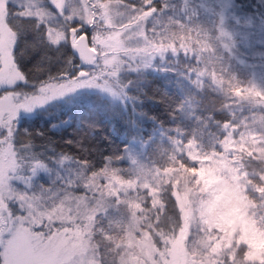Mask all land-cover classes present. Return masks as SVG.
Listing matches in <instances>:
<instances>
[{"label": "rangeland", "instance_id": "obj_1", "mask_svg": "<svg viewBox=\"0 0 264 264\" xmlns=\"http://www.w3.org/2000/svg\"><path fill=\"white\" fill-rule=\"evenodd\" d=\"M190 1L0 0V264H98L89 232L98 213L124 225L118 264L264 263V172L248 170L239 157L251 142L264 159V67L252 65L264 47L255 41L258 31H245L235 20L234 0H194L206 14L220 16L217 37L225 49L252 66L245 93L227 96L233 119L211 117L207 102L222 93L226 62L219 55L212 64L208 55L214 74L206 81L207 61L201 66L199 49L180 41L179 26L191 20L180 13ZM13 6L43 23L55 45L73 46V23L89 28L95 63L33 92L18 88L26 78L14 53ZM161 72L178 92L176 112L145 107L158 115L157 126L146 127V138L129 140L126 174L109 166L88 177L47 146L26 156L31 144L16 139L19 124L49 106L92 99L124 109L131 102L127 91ZM166 191L181 220L169 223L165 234L157 231L156 240L151 228L164 211Z\"/></svg>", "mask_w": 264, "mask_h": 264}, {"label": "trees", "instance_id": "obj_2", "mask_svg": "<svg viewBox=\"0 0 264 264\" xmlns=\"http://www.w3.org/2000/svg\"><path fill=\"white\" fill-rule=\"evenodd\" d=\"M187 4L190 13H187L186 8L180 14H182V19L185 15L191 16V20L188 24H181L176 34L179 35L183 44L186 43L190 47H195L196 50L199 49L205 61L200 58L201 66L205 67L207 61L205 80L210 81L214 74L208 55L212 64L219 61V55H223L226 62V69H222L225 74L221 77L222 89H218L222 93L213 94L211 101L209 98L212 96L211 91L206 84L202 85L210 101L207 102L204 96L200 104L208 103L206 111L211 117L232 120L227 96L234 99L245 93L252 81V66L240 62L227 47L225 49L221 44V40L217 37L220 24L219 15L206 14L194 0ZM12 8L9 23L18 35L14 53L27 83L17 87L33 92L39 85L62 75L71 73V76H75L76 73L72 72L73 69L77 71L75 64L78 63V58L71 45L69 43L52 44L47 38L46 27L43 23L34 16L24 17L21 13L15 12V6ZM232 12L241 28L246 27L243 30L254 32V35L258 31L255 41L264 47V26H261V22L264 23V0H234ZM251 18H256L258 21L248 24ZM214 52L216 56L213 55ZM254 64L264 67V55L253 61L252 65ZM140 85V90L127 91L131 102L124 109L120 106L114 109L109 103L92 99L90 102L87 100L90 105L81 104L82 101L78 100L77 104L75 101H70L66 105L49 106L37 112L35 116L24 119L18 126L16 139L20 141L26 138V142L31 144L30 151L25 152L26 156H31L32 153L36 155L41 146H47L51 149L54 158L79 164L88 177L97 176L109 166H119L121 167L120 173L126 174L127 168L123 167L128 166L126 156L129 140L146 138V127L155 128L157 126L158 115L149 111L145 112V107H154L160 115L176 112L173 102L177 101L178 92L174 89V83L168 81L165 73L161 72V75L154 77L147 74L145 82ZM256 108V102L251 104V111H255ZM134 121L136 131L131 130ZM260 145L264 149V141ZM23 154L18 155L20 157ZM239 157L248 170L264 172V159L255 153L254 143L250 142ZM190 170L194 172V167ZM260 182L263 181L260 180ZM163 198L164 211L155 226L151 228L153 235L157 231L165 234L170 230L169 223L173 224L178 217L180 219L172 193L166 191ZM122 227L124 225L110 223L102 213L96 215L89 232L91 233L90 241L95 247L94 252L98 253L96 257L98 264H118L124 239ZM155 236L157 240L158 235ZM244 264L260 263L247 262Z\"/></svg>", "mask_w": 264, "mask_h": 264}, {"label": "water", "instance_id": "obj_3", "mask_svg": "<svg viewBox=\"0 0 264 264\" xmlns=\"http://www.w3.org/2000/svg\"><path fill=\"white\" fill-rule=\"evenodd\" d=\"M80 29H83V26H79ZM73 50L79 58L80 63L78 68L92 66L96 61V50L91 45L89 35L87 32H83L75 40L73 45ZM71 73L65 75L66 78L70 77ZM64 76H60L63 78Z\"/></svg>", "mask_w": 264, "mask_h": 264}, {"label": "flooded vegetation", "instance_id": "obj_4", "mask_svg": "<svg viewBox=\"0 0 264 264\" xmlns=\"http://www.w3.org/2000/svg\"><path fill=\"white\" fill-rule=\"evenodd\" d=\"M81 25V24H80ZM79 24L77 23H73L72 24V27L70 28V36L71 37H76V36H79L82 32L85 31V29H80ZM88 32H89V28H88ZM76 65V64H75ZM81 70H77L76 72H80Z\"/></svg>", "mask_w": 264, "mask_h": 264}]
</instances>
